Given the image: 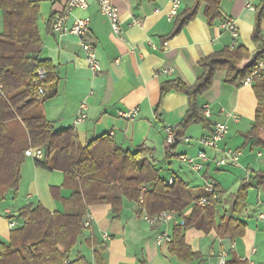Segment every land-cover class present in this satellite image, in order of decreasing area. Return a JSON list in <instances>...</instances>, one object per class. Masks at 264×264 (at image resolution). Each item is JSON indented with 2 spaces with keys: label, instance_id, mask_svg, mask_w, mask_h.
<instances>
[{
  "label": "crops",
  "instance_id": "obj_1",
  "mask_svg": "<svg viewBox=\"0 0 264 264\" xmlns=\"http://www.w3.org/2000/svg\"><path fill=\"white\" fill-rule=\"evenodd\" d=\"M33 1L39 2L37 27L43 44L38 60L49 62L54 69L55 87L48 90L43 110L55 131L74 130L83 147L108 136L122 151L135 154L146 149L154 153V164L163 180L187 184L195 197L203 194L206 183L213 182L221 192L218 220L226 213L230 215L242 182L264 171V151L252 149L250 144L244 146L242 136L255 124L258 101L253 85L235 88L225 83V72H218L212 88L198 100L202 111L210 109L211 116L206 119L211 127L191 126L185 134L190 143H181L173 150L167 144L166 128H176L185 119L188 99L171 92L162 101L160 117L157 108L163 83L179 80L192 87L202 76L200 61L217 52L243 46L251 55L243 65L251 64L261 53L264 56V19L259 24L261 43L253 41L259 15L255 9L262 7L264 0H223L221 17L212 24L204 16L203 5L198 16L175 35L172 33L176 19L193 7L194 0H180L178 15L172 19L169 14L175 0H115L122 19L120 37L113 34L99 5L90 1L87 10L76 9L68 14L66 25L72 27L79 19H91L86 40L94 47L101 64L98 75L89 68L78 37L52 31L54 18L65 14L68 0ZM2 17L0 10V23ZM228 20L234 22L239 33L235 46L232 34L222 28ZM260 72L264 73V58ZM84 103L88 106L87 118L77 124ZM135 108L139 114L134 121L119 116L120 112ZM217 123L228 125L229 134L218 151L204 149L199 141L210 136ZM202 149L211 159L222 158L226 151L240 153L239 166L218 169L207 163L200 171H194L180 160L182 155L195 158ZM64 184L62 172L39 167L27 157L21 168L18 191L9 192L0 201V243L10 242L11 220L16 227L23 226L24 221L18 215L22 208L41 206L51 213L61 212L60 200L72 194ZM147 188L152 189L153 185ZM263 211L264 192L253 183L245 211L233 216L247 225L243 238L233 242L216 231L206 234L190 228L185 231L186 244L193 253L202 256L203 264H217L222 252L228 254V261L264 264V222L258 219ZM144 212L141 204L126 199L119 215L113 213L110 204L90 206L87 216L90 227L71 256L79 253L93 264L96 253L101 260L99 264H182L169 254L170 245L157 244L162 233L172 238L181 218L177 223L152 227L143 219ZM191 213L192 208L184 216Z\"/></svg>",
  "mask_w": 264,
  "mask_h": 264
},
{
  "label": "trees",
  "instance_id": "obj_2",
  "mask_svg": "<svg viewBox=\"0 0 264 264\" xmlns=\"http://www.w3.org/2000/svg\"><path fill=\"white\" fill-rule=\"evenodd\" d=\"M222 2L194 0L193 7L176 19L172 35L193 21L203 5L204 16L212 24L221 17ZM0 10L4 19V28L0 33V81L4 85V96L0 97V201L9 192L18 191L21 168L27 158L25 151L31 147H41L45 153L42 161L35 160L37 166L62 172L65 187L72 191L68 199L60 200L61 212L51 213L41 206L31 205L18 212L24 224L12 229L8 244L0 243V264H93L79 253L76 257L71 256L83 233L90 227L88 208L110 204L113 213L119 215L125 199L139 204L143 201L141 205L150 216L174 212L184 217V225L173 229L169 247V254L182 264L204 263L202 256L193 253L186 244L187 229L196 228L206 234L216 231L219 236L229 237L233 242L244 237L247 225L233 216L245 211L248 191L253 183L264 192V171L242 182L230 215L226 213L218 220L220 202L206 210L194 206V201L204 196L205 192L195 197L188 185L181 181L175 180L169 185L159 176L154 153L146 149L135 154L122 151L108 136L83 147L74 130L56 132L43 110L48 90L55 87L56 81L51 64L38 60L43 47L37 27L39 2L0 0ZM255 11H259V15L253 41L259 44V24L264 19V5ZM250 58V52L243 46L224 49L200 61L202 76L192 87L179 80L163 83L157 108L159 117L162 101L171 92L183 94L188 99V113L175 128L176 140L184 137L191 126L211 127L199 107V98L212 88L218 72L226 73V84L235 88L243 86L264 56L261 53L251 64L243 65ZM41 68L48 73L47 82L43 85L46 91L44 97L38 93L34 83ZM252 85L258 101L255 124L242 136L244 146L250 144L252 149L264 151V73L255 78ZM150 184L152 189L147 188ZM219 194L221 196L220 191ZM190 208L192 213L185 217ZM100 261L96 253L95 264ZM228 264L249 263L232 259Z\"/></svg>",
  "mask_w": 264,
  "mask_h": 264
},
{
  "label": "built area",
  "instance_id": "obj_3",
  "mask_svg": "<svg viewBox=\"0 0 264 264\" xmlns=\"http://www.w3.org/2000/svg\"><path fill=\"white\" fill-rule=\"evenodd\" d=\"M90 1L95 2L99 5L102 15H104L110 22L113 34L120 37L123 33L122 19L120 12L114 3L115 0H68L66 4L65 14L55 17L52 22L51 28L53 33L55 34H71L78 37L81 42L82 49L85 53L86 61L88 63L89 68L95 75H98L101 72V64L96 56L94 47L91 45V43H89L86 40V37L89 33V26L91 19L89 17L84 19H79L74 23L72 27H68L66 25L67 15L76 9L87 10L89 8ZM180 7H181L180 0L173 1L172 8L169 14L170 19L177 17ZM134 23L140 24L141 21H135ZM222 28L229 31L232 34L233 46H235V42L236 39H238L239 37V33L234 22L232 20H228L225 23H223ZM262 62L263 59L258 63L257 69L254 70L251 76L246 79L244 85H252L254 79L261 76L260 66L262 65ZM47 79H48L47 70L45 68L39 69L37 71V75L34 83L37 85L38 93L42 97L46 95V91L43 85L47 82ZM3 96H4V85L0 81V97ZM87 110H88L87 104L85 103L82 104L80 107V113L76 119L77 124L82 123L87 118ZM138 114H139V109L135 108L128 112H120L119 116L127 121L132 122L135 120ZM203 115L206 118H210L211 116L210 109L206 108L203 111ZM174 132H175L174 127L166 128L167 144L170 147V149L174 145H179L181 143H190V139L185 136L176 140ZM228 134H229L228 125L223 123H217L214 125L212 134L208 137H204L200 139L199 144L204 149L218 151L220 148V143L226 139ZM204 149L199 151V153L195 158L187 155H182L180 156V160L184 163L189 164L194 171H200L207 163H213L218 169H224L228 166H234V167L239 166L240 153L226 151L225 155L222 158L211 159ZM25 156L33 160L42 161L44 159L45 153L43 148L41 147H31L25 151ZM173 182H174L173 180H170L169 184L172 185ZM143 191H145L144 188ZM204 192H205L204 196L199 197L194 201V206L202 210H206L212 205L220 202L221 196L219 194L216 185L213 182L206 183V185L204 186ZM141 204H143V201H141ZM180 218L174 212H161L154 216H150L146 212H144L143 215V219L152 227H157L159 225H166L169 223H177V221H179ZM258 219L261 222H264V211L258 215ZM179 222L177 224L179 226H183L184 218H181ZM88 225L89 224L87 223V226ZM9 226L11 229H14L16 227L13 220L10 221ZM171 242H172V238L167 233H162L157 237V244L159 246H162L164 243L170 245ZM228 262H229L228 254L226 252H222L219 255L217 264H228Z\"/></svg>",
  "mask_w": 264,
  "mask_h": 264
},
{
  "label": "rangeland",
  "instance_id": "obj_4",
  "mask_svg": "<svg viewBox=\"0 0 264 264\" xmlns=\"http://www.w3.org/2000/svg\"><path fill=\"white\" fill-rule=\"evenodd\" d=\"M3 28H4V19H3V17H2V22L0 23V29H1V31H3ZM81 248V247H80ZM86 253V252H85ZM89 253V251H87V253L86 254H88Z\"/></svg>",
  "mask_w": 264,
  "mask_h": 264
}]
</instances>
